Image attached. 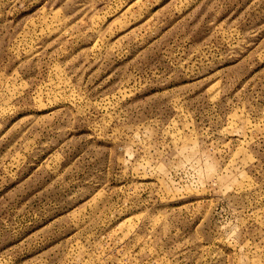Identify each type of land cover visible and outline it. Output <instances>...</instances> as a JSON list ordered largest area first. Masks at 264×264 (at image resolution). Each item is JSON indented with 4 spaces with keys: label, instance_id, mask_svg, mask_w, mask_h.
Segmentation results:
<instances>
[{
    "label": "rangeland",
    "instance_id": "374dc122",
    "mask_svg": "<svg viewBox=\"0 0 264 264\" xmlns=\"http://www.w3.org/2000/svg\"><path fill=\"white\" fill-rule=\"evenodd\" d=\"M0 264H264V0H0Z\"/></svg>",
    "mask_w": 264,
    "mask_h": 264
}]
</instances>
